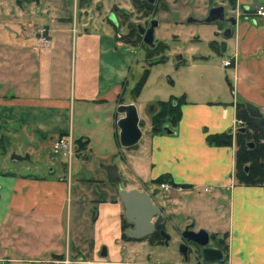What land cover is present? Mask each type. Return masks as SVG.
Wrapping results in <instances>:
<instances>
[{
	"label": "crops",
	"instance_id": "0c3cea01",
	"mask_svg": "<svg viewBox=\"0 0 264 264\" xmlns=\"http://www.w3.org/2000/svg\"><path fill=\"white\" fill-rule=\"evenodd\" d=\"M49 1L0 0V123L21 125L44 148H51V141L66 133L82 147L76 146L70 159H62L59 180L48 178L53 167L46 178L0 174V264H40L36 258L48 261L54 253L96 264H155L124 259L132 246L130 240L121 241L125 209L118 191L146 190L161 175L185 186L181 194L203 193V209L208 213L201 215L203 223L209 233H223L226 264H264V185L235 181L234 142L215 146L206 141L209 134L234 137L240 128L235 127L237 102L255 104L264 116V22L257 20L264 17L253 14L264 1L235 0L230 10L236 23L223 40L226 45L229 39V56L221 62L234 59L230 94L206 101L186 99L171 134L147 130L143 148L137 152L146 172L140 171L137 162L128 164L140 186L120 185L126 171L122 172L119 162L123 149L130 148L120 146L116 125L122 116L116 110L121 104L118 96L135 64L132 49L116 39L110 18L113 30L93 32L91 7H79L74 21L75 4L72 18L69 0ZM40 27L48 37L46 45L38 40ZM130 102L136 105L131 98L123 103ZM109 169L116 171L118 181ZM90 185L97 190L87 189ZM84 202L92 205L86 212ZM91 208L95 211L85 225L84 215ZM64 211L72 222L75 245H52L42 235L30 238L43 228L45 215L24 214ZM188 218L196 221L192 215Z\"/></svg>",
	"mask_w": 264,
	"mask_h": 264
},
{
	"label": "rangeland",
	"instance_id": "374dc122",
	"mask_svg": "<svg viewBox=\"0 0 264 264\" xmlns=\"http://www.w3.org/2000/svg\"><path fill=\"white\" fill-rule=\"evenodd\" d=\"M49 2H53V0ZM133 2V0L67 1L72 18L75 15L73 18L74 21L77 18L76 13L80 11L79 7L82 5L91 7V13L89 15H92L91 17L94 18L95 25L93 32L95 33H100L103 29L113 30V27L110 25L113 23L109 19L112 13L116 21L112 33L115 34L116 39L130 45L135 59V64L130 69L129 80H126L124 83L118 100L121 103L125 102L128 98L135 100L139 109V126L142 130L143 137L132 148L123 149L124 158L122 157L119 166L122 172L125 173L126 171V175L124 181L120 183L122 186H140L136 181V177L132 173H129L128 164L137 162L140 164L139 169L143 174L147 170V166L137 156V152L143 148L142 144L147 138L145 134L151 127V117L159 110V106L157 105L158 101L169 100L170 98L177 99L176 97L181 95H184L185 99L191 101H206L213 98L222 99L230 94L232 84L234 83L232 65L223 66L221 63L223 59L229 56V39L226 40L224 47L222 45L224 43L223 40L227 39L222 35L223 30L221 29L224 25L219 22L187 23L186 19L189 16L203 19L209 7L217 5H223L225 7V14L228 16L231 13L230 10L235 7L236 3L232 5L230 0H159L158 7L154 9L156 10L155 12L144 13L143 11H139L138 7L135 6V2ZM73 4H75L74 15L72 12ZM261 4H264V2ZM150 19L158 20V25L154 29V43L161 42L167 47L161 54H156L148 59L145 57L144 47L141 43H133V38L129 37L133 34L129 35V32L132 27H135L136 23L143 24ZM257 20L259 23L264 22V18H257ZM213 43L215 44L214 47L212 45ZM177 55H181L180 61L176 60ZM157 59L162 60L150 66L148 65L149 62H154ZM139 65H142L141 71ZM146 66L149 68L147 78L139 95L134 99L131 90ZM170 94L172 96H169ZM152 101L156 102L152 103ZM151 103L153 108L149 112ZM236 111L237 103L235 105V127H245L244 120L237 117ZM235 135L234 137L231 136L232 142L235 140ZM53 141L51 142L53 143ZM47 144L45 146H48ZM12 152L20 155L29 153V160H12ZM62 159L64 157L53 151L52 146L51 148L41 147L39 140L36 141V138L32 137V133L21 125L13 126L11 124L0 123V174L4 177L12 173L14 176L26 175L28 178H46L49 174V168L53 167V171L50 172L52 175L48 176V178L59 180L62 175ZM235 181L239 184H244L237 180L236 177ZM154 185L150 184L146 190L153 193V190H157L158 193L155 196L152 195V198L163 205L165 212L172 213V224L168 223L166 225L169 239L166 243H157L155 245H151L146 239L138 242L130 239L128 242L132 247L130 248V252H125L124 259L128 261L142 260L182 263L185 258L179 250L182 244L180 232L186 225L193 224V220L189 219L188 215H192L196 220L192 226L193 229L198 230L203 228L207 232L209 231L204 226L203 216H201L208 214L203 209L204 206L201 200L203 193L201 192L199 194L197 191H191L188 194H181L180 192L185 190L184 186H181L179 189L169 188V190H162L156 188L158 183ZM86 188L91 189L95 187L90 185L86 186ZM96 190L97 188H95ZM1 195L4 196L3 194ZM176 195L177 198H173ZM82 200L84 201L85 199L83 198ZM70 205L72 204L68 201V208ZM90 206L92 205L85 203L83 212H86ZM92 211H95V209L91 208V211H87V215H84L87 216L85 225L90 224L93 216L91 215ZM66 214L65 211L63 214L60 212H52L51 214H46V212L24 214L45 215V221L42 223L43 228H40L39 231L38 228L35 232H32L33 234H30V238L42 235L41 238L43 237L44 240L50 239L52 245L56 244L59 246V244H65V242L66 244L71 242L72 246L75 245L72 237V233L74 232L71 228L72 222L69 218V213L68 216ZM209 234L212 235L211 233ZM215 237L225 241L223 233L215 235ZM121 241L123 242L125 239L122 238ZM65 257L70 260L67 254L62 256V254L54 253L47 259L48 261H43L39 258H36L38 260L35 259V261L40 264H48L50 261H60ZM188 260L186 262L187 264H195L192 251L188 253ZM79 261H81L80 264H96V262L84 261L82 259Z\"/></svg>",
	"mask_w": 264,
	"mask_h": 264
},
{
	"label": "water",
	"instance_id": "95a60500",
	"mask_svg": "<svg viewBox=\"0 0 264 264\" xmlns=\"http://www.w3.org/2000/svg\"><path fill=\"white\" fill-rule=\"evenodd\" d=\"M150 3H153L154 0H148ZM109 18L116 23L114 15L111 13ZM227 20L234 25L236 23L235 17L225 18L224 6L218 5L210 7L207 11L206 16L203 19H197L194 17H187V23L194 22H205L212 23L215 21H224ZM147 25V27H145ZM158 25L157 19H151L149 21H145L144 25L141 23H136L137 33L142 37L143 42L152 47L154 46V29ZM230 29H227L226 33H223L225 37L229 36ZM176 60H181V55L176 56ZM240 101V99H238ZM244 104V108L247 114L252 118L261 119L263 114L260 112V109L255 104L242 101ZM117 112L122 116L117 119L116 125L119 129L118 133V142L123 148H131L136 145L140 139L142 138V131L139 126V115L136 105L133 102L130 103H121L117 106ZM165 133L171 134L173 133L172 129H170L167 125L163 127ZM245 127H240L237 131L245 132ZM232 131L229 130L228 133ZM250 147L253 146V143H248ZM11 159L15 161L29 160V154H17L15 152L11 153ZM247 170V167H244ZM110 175L112 179L115 181L119 180V177L115 170L109 169ZM118 195L120 200L122 201L125 209V217L134 223V229H127L126 235L131 238H142L152 231V221L151 219L154 216H157V222L160 221L161 212L159 207L152 202L150 194L146 191H140L137 189L125 190L123 188L119 189ZM182 237L186 242H194L198 246L202 247V262H217L223 259V254L220 249H215L211 247H207L209 234L208 232L201 228L197 231L190 230L186 228L182 232ZM166 242V238H165ZM180 252L184 255V258H187V246L185 243L180 245ZM101 255L105 256L106 251L105 247L101 249Z\"/></svg>",
	"mask_w": 264,
	"mask_h": 264
},
{
	"label": "trees",
	"instance_id": "16d2710c",
	"mask_svg": "<svg viewBox=\"0 0 264 264\" xmlns=\"http://www.w3.org/2000/svg\"><path fill=\"white\" fill-rule=\"evenodd\" d=\"M133 1L135 2V6L138 8L143 7L141 4L145 5V8L143 9L144 13L156 11L154 10V5H151L147 2L141 3L139 0ZM230 1L232 5L235 4V0ZM130 34H133L129 36L133 38V43H141V45L144 47L143 50L145 57L148 59L156 54H161L167 47L161 42L155 43L154 47L145 45L142 42L141 36L137 33L135 27L130 29L129 35ZM212 45L213 47L215 46L214 43ZM222 45L224 47V43H222ZM161 60L162 59H157L154 62H149L148 65L150 66L151 64L160 62ZM148 72V66L144 67L141 76L133 86L131 92L134 99L139 95L145 79L147 78ZM176 98L177 99L170 98L169 100H161L157 102L159 110L151 117L150 132L152 134L163 133V127L165 125H167L169 128H174L177 125L181 115L180 106L186 102V99L184 95ZM236 115L239 119L244 120L246 130L245 132L237 131L235 135V177L241 183L247 185H264V116L261 119L250 117L247 114L242 102H237ZM206 141L208 144L215 146H228L232 144L231 135L225 133L209 134L206 137ZM250 142L253 143L252 147H250L248 144ZM76 145L78 150L82 147V143L78 140L76 141ZM244 167H247V170H245ZM165 181H169L171 183L168 175H161L152 182L159 184ZM171 184L176 185L174 183ZM126 225L127 223L124 220V224L122 225V238L130 240V238L125 234ZM212 236L215 237V234H212ZM149 239L151 241L161 242V239L157 233H153ZM220 242L224 244V248H226L225 242L223 240H220Z\"/></svg>",
	"mask_w": 264,
	"mask_h": 264
},
{
	"label": "flooded vegetation",
	"instance_id": "af4514ba",
	"mask_svg": "<svg viewBox=\"0 0 264 264\" xmlns=\"http://www.w3.org/2000/svg\"><path fill=\"white\" fill-rule=\"evenodd\" d=\"M139 1H141V3H143V2H147V3H149V4H151V5H154L155 6V9L158 7V2H159V0H154V2L153 3H150L148 0H139ZM139 4H140V2H139ZM143 7H140V8H138V10L139 11H143V9L145 8V5L144 4H141ZM218 6V5H217ZM223 6V5H222ZM213 7V6H212ZM210 8V7H209ZM224 11H225V7H224ZM235 17L233 14H230V15H228V16H226V14H225V18L227 19V18H229V17ZM151 20V19H150ZM215 22H219V23H222L224 26H223V28L221 29V30H223L222 31V35H223V33H226V31H227V29H230L229 31H230V34H229V36L232 34V31H233V27L235 26V24L234 25H231V23L230 22H228L227 20H224V21H215ZM143 25H144V23H143ZM145 27H147V25H145ZM135 28H136V26H135ZM137 30V29H136ZM229 36H227V37H229ZM223 37H225L224 35H223ZM141 39H142V37H141ZM142 42H143V40H142ZM144 43V42H143ZM145 44V43H144ZM146 45V44H145ZM154 45H155V43H154ZM148 46V45H147ZM150 47V46H149ZM152 47H154V46H152ZM151 184H156V183H151ZM175 186V185H174ZM178 186H180V185H178ZM181 187V186H180ZM140 191H146L147 192V190H140ZM154 191V193L152 192V195H156L157 193H158V191L157 190H153ZM149 192H151V191H149ZM148 192V193H149ZM150 194V197H151V199H152V202L154 203V204H156L158 207H159V209H160V212H161V217H160V221L159 222H157V219H158V217L157 216H154L152 219H151V221H152V223H153V225H152V231H151V233L150 234H148V235H146V236H144V237H142V238H131V237H129L130 239H137V240H144V239H146L147 240V242L148 243H150L151 245H155V244H157V243H166L167 241H168V239H169V235H168V233H167V230H166V225L168 224V223H171L172 224V218H171V215H172V213H167V212H165V210H164V208H163V205H161V204H159L158 202H156L153 198H152V196H151V193H149ZM122 215H124V217L122 218V223H121V228H122V225L124 224V220L126 221V223H127V225H126V228H125V234H126V230L127 229H134V223H132L131 221H129L126 217H125V210H124V212H123V214ZM193 224H190V225H186L183 229H182V231L180 232V235H181V238H182V243H185L186 244V246H187V258L186 259H184V261H182V264H187L186 262H188L189 260H188V253H190V251H192L193 252V254H194V262H195V264H226V255H225V248H224V244H222L221 242H220V240L218 239V238H216V237H214V236H212V235H210L209 234V232H208V234H209V239H208V244H207V247H211V248H215V249H220L221 251H222V254H223V259L221 260V261H217V262H212V263H209V262H202V247H200V246H198L196 243H194V242H186L185 241V239L182 237V232L186 229V228H189L190 230H193V231H197V230H195V229H193V225H194V221L192 222ZM199 230V229H198ZM153 233H157L158 235H159V237H160V239H161V242H156V241H151L150 239H149V237H151V235L153 234ZM127 236V235H126ZM128 237V236H127ZM165 238H166V242H165ZM179 250H180V247H179ZM181 253V252H180ZM182 254V253H181ZM183 255V254H182ZM184 256V255H183ZM155 264H156V262H155Z\"/></svg>",
	"mask_w": 264,
	"mask_h": 264
},
{
	"label": "built area",
	"instance_id": "2783aa9c",
	"mask_svg": "<svg viewBox=\"0 0 264 264\" xmlns=\"http://www.w3.org/2000/svg\"><path fill=\"white\" fill-rule=\"evenodd\" d=\"M253 14H254V16H257V17H264V4L258 5L254 9ZM37 34H38V40L41 44H43V45L48 44V37H47L45 29L43 27H40L37 29ZM233 61H234L233 58L226 59L225 61H223V66H230V65H232ZM75 140L76 139L72 136L71 133L61 134L53 141L52 149H53V151L61 154L62 157L66 158V159H70L72 157V155H74V153H75V148H76ZM156 188H160L162 190H169V188L179 189L181 187L178 185L174 186L170 182H162V183H159L156 186ZM71 263H73V261H71L67 257H65L64 259H62L60 261H50V263H48V264H71ZM74 263L80 264L81 261L77 260V261H74Z\"/></svg>",
	"mask_w": 264,
	"mask_h": 264
}]
</instances>
